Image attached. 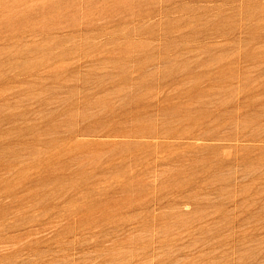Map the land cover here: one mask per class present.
Segmentation results:
<instances>
[{
    "label": "rangeland",
    "instance_id": "obj_1",
    "mask_svg": "<svg viewBox=\"0 0 264 264\" xmlns=\"http://www.w3.org/2000/svg\"><path fill=\"white\" fill-rule=\"evenodd\" d=\"M0 264H264V0H0Z\"/></svg>",
    "mask_w": 264,
    "mask_h": 264
}]
</instances>
